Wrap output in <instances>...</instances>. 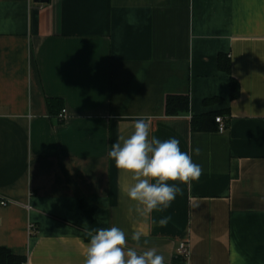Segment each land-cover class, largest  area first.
<instances>
[{"label": "crops", "instance_id": "crops-1", "mask_svg": "<svg viewBox=\"0 0 264 264\" xmlns=\"http://www.w3.org/2000/svg\"><path fill=\"white\" fill-rule=\"evenodd\" d=\"M170 96L190 112L167 116ZM210 114L225 133L192 130ZM142 116L149 138L178 139L202 167L168 181L181 191L146 219L108 155ZM112 226L130 247L145 232L137 251L165 264H264V0H0V248L83 264L87 232Z\"/></svg>", "mask_w": 264, "mask_h": 264}, {"label": "clouds", "instance_id": "clouds-1", "mask_svg": "<svg viewBox=\"0 0 264 264\" xmlns=\"http://www.w3.org/2000/svg\"><path fill=\"white\" fill-rule=\"evenodd\" d=\"M149 119L146 116L135 118L132 133L127 137L120 135L108 153L121 176L128 175L131 181L129 186L122 188V195L132 202L129 213L135 212L145 219L154 210L169 208L181 191L168 181L187 184L198 181L202 175V167L193 162L190 152L181 151L178 139L149 138ZM194 151L200 155L199 147ZM170 219V216L159 219V226H166ZM87 235L91 239L83 264H165V257L154 247L137 251L142 246V238L143 245L148 244L146 233L141 230L131 234L135 247L128 245V235L116 226L89 231Z\"/></svg>", "mask_w": 264, "mask_h": 264}, {"label": "trees", "instance_id": "trees-1", "mask_svg": "<svg viewBox=\"0 0 264 264\" xmlns=\"http://www.w3.org/2000/svg\"><path fill=\"white\" fill-rule=\"evenodd\" d=\"M222 60V59H221ZM220 60V61H221ZM223 71L230 75V65L227 61L221 62ZM240 95V87L237 81L231 79V98L232 100L238 99ZM213 100H207L205 105L209 104ZM166 115L169 117H175L180 114H188L190 112V99L188 96H170L167 98ZM218 115L210 114L202 117H194L191 121V127L193 131H214V125ZM0 264H27V260L22 257L13 255L9 250L0 248Z\"/></svg>", "mask_w": 264, "mask_h": 264}, {"label": "built area", "instance_id": "built-area-1", "mask_svg": "<svg viewBox=\"0 0 264 264\" xmlns=\"http://www.w3.org/2000/svg\"><path fill=\"white\" fill-rule=\"evenodd\" d=\"M57 118H58V120L60 122L65 121L68 118L67 110L63 109L61 111V113L58 115ZM216 123L218 125L217 130H218L219 133H225L227 131L228 123H229L228 118H226V117H217L216 118ZM12 203L13 202H11V201H2L1 205L2 206H7L8 204H12ZM32 229H33V227H32ZM178 253L181 256L187 258L189 256V246H188V244L187 243H181L179 245V248H178Z\"/></svg>", "mask_w": 264, "mask_h": 264}, {"label": "water", "instance_id": "water-1", "mask_svg": "<svg viewBox=\"0 0 264 264\" xmlns=\"http://www.w3.org/2000/svg\"><path fill=\"white\" fill-rule=\"evenodd\" d=\"M39 2V1H38ZM42 2V1H41ZM44 2V1H43Z\"/></svg>", "mask_w": 264, "mask_h": 264}]
</instances>
